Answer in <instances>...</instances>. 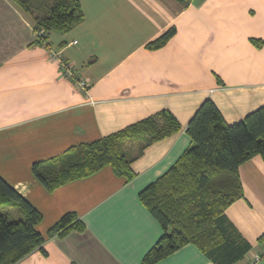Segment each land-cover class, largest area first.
<instances>
[{
	"label": "crops",
	"instance_id": "1",
	"mask_svg": "<svg viewBox=\"0 0 264 264\" xmlns=\"http://www.w3.org/2000/svg\"><path fill=\"white\" fill-rule=\"evenodd\" d=\"M80 1L84 20L40 42L34 17L0 0V175L42 212L37 229L45 236L15 264H143L164 230L140 192L191 146L187 126L201 103L211 98L229 124L264 105V0ZM171 28L162 47H148ZM52 51L73 66V77ZM161 110L181 130L146 147L131 180L105 166L50 191L33 172L35 162ZM239 171L244 196L227 215L252 244L236 263L246 264L264 249V160L254 156ZM68 212L85 228L50 235ZM155 264L213 262L189 243Z\"/></svg>",
	"mask_w": 264,
	"mask_h": 264
},
{
	"label": "trees",
	"instance_id": "2",
	"mask_svg": "<svg viewBox=\"0 0 264 264\" xmlns=\"http://www.w3.org/2000/svg\"><path fill=\"white\" fill-rule=\"evenodd\" d=\"M15 1L34 17L40 42L48 41L53 30L69 32L85 18L80 0ZM178 1L188 4L191 0ZM174 33L175 28L169 29L148 47H162ZM254 42L258 46L263 43L258 39ZM180 130L176 116L161 110L98 140L35 162L33 172L50 191L105 166L131 180L135 176L131 164L144 149ZM187 132L191 146L140 192L141 202L164 230L143 264H155L189 243L213 264H236L250 252L252 244L229 219L227 209L244 196L241 164L254 156L264 160V105L229 124L216 103L207 98L190 119ZM42 219V212L0 175V264H15L42 247L45 236L37 229ZM84 228L77 214L68 212L49 234L64 235ZM258 241L264 243V234Z\"/></svg>",
	"mask_w": 264,
	"mask_h": 264
},
{
	"label": "built area",
	"instance_id": "3",
	"mask_svg": "<svg viewBox=\"0 0 264 264\" xmlns=\"http://www.w3.org/2000/svg\"><path fill=\"white\" fill-rule=\"evenodd\" d=\"M51 58L53 60L59 61L61 67L63 68L64 73L69 76L73 77L74 76V68L71 64L67 63L61 55H59L57 52H51ZM77 86L79 87L80 90L82 91H87L88 90V84L85 80H77ZM264 259V252H256L252 253L251 256L247 258V263L246 264H261V261Z\"/></svg>",
	"mask_w": 264,
	"mask_h": 264
},
{
	"label": "rangeland",
	"instance_id": "4",
	"mask_svg": "<svg viewBox=\"0 0 264 264\" xmlns=\"http://www.w3.org/2000/svg\"><path fill=\"white\" fill-rule=\"evenodd\" d=\"M12 219H18V216H17V217H14V218H12Z\"/></svg>",
	"mask_w": 264,
	"mask_h": 264
}]
</instances>
